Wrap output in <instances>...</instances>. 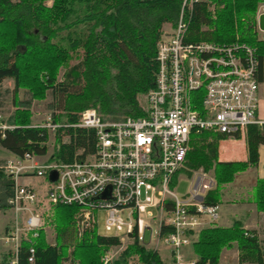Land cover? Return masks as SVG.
Listing matches in <instances>:
<instances>
[{
  "label": "trees",
  "instance_id": "1",
  "mask_svg": "<svg viewBox=\"0 0 264 264\" xmlns=\"http://www.w3.org/2000/svg\"><path fill=\"white\" fill-rule=\"evenodd\" d=\"M50 1V6L46 2ZM264 0H203L191 5L185 41L228 44L234 41L255 49L260 80L264 39L257 37L254 13ZM182 0H0V85L12 81V113L3 121L11 127L0 131V149L12 156L47 154L48 131L32 127L29 107L32 100L49 96L46 109L50 123L60 125L53 133L47 162L70 163L92 155L94 133L74 127L80 114L93 109L101 120L116 121L143 115L137 97L153 88L157 64L155 48L162 26L174 27ZM184 11H186L184 9ZM26 99L19 100L17 92ZM234 138H238L236 135ZM66 140V141H63ZM219 134H191L183 168L171 176L202 170L211 172L215 186L202 204L215 207L219 189L235 174L257 166V148L264 147V125L246 127V160L218 162ZM12 182L0 171V209H8ZM253 200L257 212L264 213V180L255 182ZM171 210V204H165ZM75 207H51L43 226H50L61 244L45 242L42 228L37 237L22 241L17 264H28L33 248V264H100L101 256L118 241L114 237L72 232ZM171 231L160 226L159 235ZM235 245L238 264H264V245L256 235L244 231L238 222L229 228L201 229L191 244L195 264H217L223 248ZM8 253L0 264H8ZM134 261L129 262L130 259ZM114 264H163L156 252L135 244L124 249Z\"/></svg>",
  "mask_w": 264,
  "mask_h": 264
},
{
  "label": "built area",
  "instance_id": "2",
  "mask_svg": "<svg viewBox=\"0 0 264 264\" xmlns=\"http://www.w3.org/2000/svg\"><path fill=\"white\" fill-rule=\"evenodd\" d=\"M201 1L182 0L171 32L162 31L155 48L154 86L144 95L142 116L104 121L93 109L84 110L73 126L92 130L94 145L92 155L82 160L39 162L28 153L0 160V171L12 182L6 201L11 225L0 238L11 254L8 264H17L20 243L36 238L43 227V212H39L43 203L75 207L72 231L77 240L89 232L100 236L97 214L103 213V237H114L118 244L101 256L100 264H114L130 245L148 249L154 242L168 249L170 264H185L181 251L193 243L202 217L208 223L217 219L214 207L202 204L215 186L211 172H191L182 196L170 187L173 173L183 168L191 134L234 138L243 135L247 126L264 125L254 119L259 86L255 49L238 41H185L189 23L185 13ZM262 14L264 3L256 8V29ZM32 127L54 132L60 125L49 122ZM10 128L0 121V131ZM51 172L53 181L48 179ZM26 178L42 180V192L21 184ZM166 203L171 210H165ZM160 226L171 231L160 236ZM33 260L30 247L27 263Z\"/></svg>",
  "mask_w": 264,
  "mask_h": 264
},
{
  "label": "crops",
  "instance_id": "3",
  "mask_svg": "<svg viewBox=\"0 0 264 264\" xmlns=\"http://www.w3.org/2000/svg\"><path fill=\"white\" fill-rule=\"evenodd\" d=\"M167 26L169 25L167 24L163 25L162 31L166 29ZM260 69H261V73H260V80L258 81L259 86L257 92L258 101H257V108L254 113V119L257 122L264 123V57L262 58ZM11 108L13 107L11 106ZM0 121L2 124H4L3 123L4 119L0 118ZM4 152L8 155V157L12 156L6 151ZM257 155H258V160H257V166L255 168H248L242 173L235 174L233 180L230 183L220 187L219 201L217 205L214 207L215 212L217 214V219L214 223H208L207 217L203 216L202 217L203 225L194 234L193 236L194 241L196 239L197 233L201 229L208 227L229 228L234 222H238L241 225L242 230L252 232L253 234H255L260 244L264 245V213L257 212L253 200V189L255 186V182L260 179L264 180V147L263 146H259L257 148ZM37 158H38L37 160L39 161L40 158H44V157H37ZM245 160H246V149L244 142V134L238 135V138H225L223 140L218 141L217 143L218 162H243ZM177 177L175 179V183L177 181ZM21 184L31 185L39 192H42L44 186L42 180L35 178L22 179ZM9 212L10 211L8 209H0V238L8 231L7 227L4 225V223H6L4 222V217H5L4 213L7 214ZM39 212H43V222H44V219L51 214V207H48L43 203V205L39 208ZM46 229L52 231L53 229L46 224L42 227L45 242L49 244L46 240V234H45ZM53 240H54L53 244H49V245L56 244L57 237L54 231H53ZM151 244H153V246H149L148 249L154 250L159 260L163 264H170L171 259L168 249L161 244V246H163L166 249V251H164L166 254L162 255L161 252H159V248H158L159 246L157 245L158 243L154 242ZM8 253H9L8 247L5 246L0 241V261ZM181 254H182L183 262L185 264L187 263L195 264L197 258L192 252L191 244L184 247L181 251ZM63 264H68V263H63ZM217 264H238L237 251L234 244L231 245V247L223 248L220 251Z\"/></svg>",
  "mask_w": 264,
  "mask_h": 264
},
{
  "label": "rangeland",
  "instance_id": "4",
  "mask_svg": "<svg viewBox=\"0 0 264 264\" xmlns=\"http://www.w3.org/2000/svg\"><path fill=\"white\" fill-rule=\"evenodd\" d=\"M262 3H264V1L258 3L257 6L259 4H262ZM45 4H46V6H50L51 2L48 1ZM257 6H256V8H257ZM255 13H256V9H255ZM255 13H254V20H255ZM171 29H172V27L167 26V28L164 29L163 31L166 34H169L171 32ZM257 37L259 40L264 39V33H260L257 31ZM11 91H12V82L9 80L3 81L0 85V118L4 119V120L12 112V108H11V106H12V103H11L12 102V93H11ZM17 94H18L19 99H21V100L26 99V95L24 94V92H22V90L21 91L19 90ZM49 101H50L49 96H47L45 98V100H43V101H35V100L31 101V106H30L29 112L31 114L30 120H31V123L33 125H45L46 123L50 122V113L46 109V104ZM137 101H138V104L141 108L146 106L144 95L138 96ZM47 131H48L47 132L48 133V140L46 142L47 154L44 158L39 159L40 162L46 160V158L50 154L52 146H53V133L54 132H51L50 130H47ZM63 141H66V140L63 139ZM5 158H8V155L0 149V160L5 159ZM189 179H190V177L188 178L184 172H182L178 175L177 181L173 187L175 193L178 196H182L186 193L188 186H189ZM150 212L153 216L156 215L155 210H150ZM4 215H5L4 222H6V223H4V225L7 227V229H9V227L11 225L12 213L11 212H9L7 214L4 213ZM97 216H98L97 232L100 236H104L106 233L104 232L103 226H102L103 213H98ZM155 227L156 226L152 225V228H155ZM45 234H46L47 242L49 244H53V242H54L53 231L46 229ZM147 236H148V230L145 231L144 243H147ZM56 244H58V245L61 244L60 238H57ZM157 245L159 246L158 247L159 252H161L162 255H165L166 253L164 251H166V249L163 246H161L160 243H158ZM151 246H153V244H151ZM134 259L135 258L133 257V260L130 259L129 262L134 261Z\"/></svg>",
  "mask_w": 264,
  "mask_h": 264
},
{
  "label": "water",
  "instance_id": "5",
  "mask_svg": "<svg viewBox=\"0 0 264 264\" xmlns=\"http://www.w3.org/2000/svg\"><path fill=\"white\" fill-rule=\"evenodd\" d=\"M257 29L261 32H264V14L260 15L257 20ZM55 178V173L51 172L48 176L50 181H53Z\"/></svg>",
  "mask_w": 264,
  "mask_h": 264
}]
</instances>
